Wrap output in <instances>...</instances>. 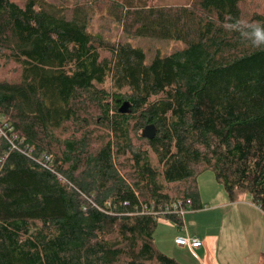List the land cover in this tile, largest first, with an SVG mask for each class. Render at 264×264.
I'll return each mask as SVG.
<instances>
[{
  "label": "trees",
  "instance_id": "trees-1",
  "mask_svg": "<svg viewBox=\"0 0 264 264\" xmlns=\"http://www.w3.org/2000/svg\"><path fill=\"white\" fill-rule=\"evenodd\" d=\"M147 1L0 0V115L23 150L0 137V264H180L153 234L181 219L152 212L200 208L206 171L264 211V18L244 25L243 0ZM99 3L127 38L181 49L146 62L107 42L89 31Z\"/></svg>",
  "mask_w": 264,
  "mask_h": 264
},
{
  "label": "crops",
  "instance_id": "crops-1",
  "mask_svg": "<svg viewBox=\"0 0 264 264\" xmlns=\"http://www.w3.org/2000/svg\"><path fill=\"white\" fill-rule=\"evenodd\" d=\"M197 191L200 208L188 210L180 226L167 219L158 220L153 234L157 250L180 264H262L264 211L248 195L231 202L218 190L205 193L198 178ZM205 204L211 207L205 208ZM177 237H197L201 246L192 254L175 244Z\"/></svg>",
  "mask_w": 264,
  "mask_h": 264
},
{
  "label": "rangeland",
  "instance_id": "rangeland-1",
  "mask_svg": "<svg viewBox=\"0 0 264 264\" xmlns=\"http://www.w3.org/2000/svg\"><path fill=\"white\" fill-rule=\"evenodd\" d=\"M18 5H22L24 0H11ZM48 3L55 4L57 6H62L65 8L72 7L76 3H88L91 0H43ZM192 0H148V5L155 6H189L191 5ZM93 6V4H92ZM242 23L252 24L254 23L253 19L256 16H261L264 18V0H243L240 4ZM93 19L90 24L89 31L93 34H101L103 39L107 42L114 43H124L128 42L131 46L137 47L143 50L145 53L146 62H149L155 56H166L171 52L181 49L182 45L179 42L175 41H161L156 39L148 38H127L120 26H118L113 20V14L111 13L108 4L99 3L94 6L93 9ZM12 77L13 73H8ZM103 88H108V83L105 84ZM90 128H93L90 127ZM88 130H90L88 128ZM96 134L101 132L95 129ZM90 138V137H89ZM90 144L98 146L97 141L94 138H90ZM93 146V147H94ZM153 158V157H152ZM199 185L205 193L212 194L213 191L218 190L221 194H226L223 187L219 185L215 178L214 174L211 171H206L198 176ZM169 190L171 187H168ZM212 204V203H211ZM211 207L209 204H205L204 207ZM163 218H160L159 221L162 222ZM158 221V222H159Z\"/></svg>",
  "mask_w": 264,
  "mask_h": 264
},
{
  "label": "built area",
  "instance_id": "built-area-1",
  "mask_svg": "<svg viewBox=\"0 0 264 264\" xmlns=\"http://www.w3.org/2000/svg\"><path fill=\"white\" fill-rule=\"evenodd\" d=\"M0 137L7 141L11 149L23 151L17 145L18 138L13 133L12 127L7 122L6 117L2 115H0ZM190 209H192L191 199L178 200L169 205L159 206L158 211H153L152 215L162 216L172 214L177 218L182 219L184 214ZM174 242L179 247L188 249L192 254H194V251L201 246V241L197 237H177L174 239Z\"/></svg>",
  "mask_w": 264,
  "mask_h": 264
},
{
  "label": "water",
  "instance_id": "water-1",
  "mask_svg": "<svg viewBox=\"0 0 264 264\" xmlns=\"http://www.w3.org/2000/svg\"><path fill=\"white\" fill-rule=\"evenodd\" d=\"M130 109V103L129 102H123L119 108L118 111L120 113H128ZM156 134V127L152 124L145 126L139 133V136L145 139H152Z\"/></svg>",
  "mask_w": 264,
  "mask_h": 264
},
{
  "label": "clouds",
  "instance_id": "clouds-1",
  "mask_svg": "<svg viewBox=\"0 0 264 264\" xmlns=\"http://www.w3.org/2000/svg\"><path fill=\"white\" fill-rule=\"evenodd\" d=\"M255 32H259V33H264V28L260 27V26H256L254 29Z\"/></svg>",
  "mask_w": 264,
  "mask_h": 264
}]
</instances>
